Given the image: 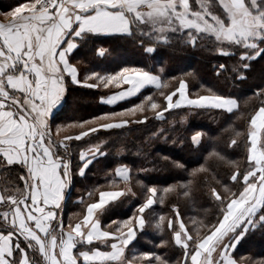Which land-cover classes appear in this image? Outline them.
I'll return each mask as SVG.
<instances>
[{
	"label": "snow or ice",
	"instance_id": "6c2138e0",
	"mask_svg": "<svg viewBox=\"0 0 264 264\" xmlns=\"http://www.w3.org/2000/svg\"><path fill=\"white\" fill-rule=\"evenodd\" d=\"M3 15L8 19L0 22V169L19 171L18 180L23 185L18 183L12 190L0 192V264H41L37 252L43 264H169L153 252L130 258V244L138 230L149 224L146 210L150 212L154 204L164 202V195L156 187L137 180V186L146 187L143 202L126 219L101 224L100 216L116 202L136 195L127 166L121 165L115 171V177L125 182L124 189L97 186L88 195L98 192V199L87 203L81 221L65 226L62 218L58 219L61 202L77 169L84 175L93 161L105 155L101 146L106 142L100 140L81 148L74 165L72 142H83L101 129L143 123L148 119L146 115L136 120L125 117H136L146 108L160 119L163 113L182 107L193 112L232 113L237 101L211 89L207 94L194 93L185 79H179L178 86L160 92L161 103L154 95L145 96L139 104L121 111L57 125L54 138L52 111L65 96L69 83L90 89H120L107 97L108 105L134 97L148 86L158 90L169 87L145 67L124 66L104 74L92 71L81 79L73 52L78 44L99 35L133 37L141 47L148 41L153 45L144 48L148 54L155 46L173 41L192 46L209 42L225 56L239 53L232 71L239 72L243 79V71L250 68L251 62L264 58V0H27ZM97 51L100 56L106 52L103 48ZM225 67L220 64L217 73ZM260 95H264V89L257 93ZM67 127L80 130L61 138L59 134ZM235 135L240 137L241 133ZM202 136L196 131L191 136L192 144L198 146ZM237 144V139H232L228 147ZM245 147L247 165L237 167L230 175L235 190L227 184L222 191L216 186L209 188L216 218L207 223L194 221L205 231H189L173 206L175 217L167 219V228L182 251L177 264H237L233 250L250 232L264 229V102L250 117ZM215 155L225 160L219 153ZM206 171L201 165L189 175ZM118 183L114 178L108 180L112 188ZM215 183L221 185L222 181ZM193 187L190 180L163 192L181 189L190 199ZM80 202L84 203L83 198ZM164 222L165 216L160 215L152 226L162 231ZM245 264H264V260Z\"/></svg>",
	"mask_w": 264,
	"mask_h": 264
},
{
	"label": "trees",
	"instance_id": "16d2710c",
	"mask_svg": "<svg viewBox=\"0 0 264 264\" xmlns=\"http://www.w3.org/2000/svg\"><path fill=\"white\" fill-rule=\"evenodd\" d=\"M23 2L27 0H0V13H6ZM99 45L106 50L102 58L95 55ZM149 45L152 44L145 41L144 47H141L138 39L126 36H95L81 43L73 54V62H79L78 74L81 79L92 71L104 74L124 66L145 67L160 76L162 83L167 82L169 87L159 90L148 87L128 100L109 106L101 103L100 99L116 88L111 89L109 86L105 89L100 86L90 89L69 83L65 96L60 101L62 106L51 117V129L55 125L89 120L94 115L105 112L121 111L149 95H154L156 102L161 103L163 97L160 92H167L178 86L179 79H185L189 90L194 93L207 94V89H211L230 96L236 99L237 108L232 113H227L222 110L193 112L182 107L163 113L160 119L155 116L154 111L146 108L144 113H137L136 117L125 118L136 120L146 115L148 119L143 123H130L119 129H101L84 138L83 142L73 141L74 165L78 163L80 149L88 142L99 143L104 140L106 143L101 147L105 155L93 161L84 175H78L77 169L73 184L65 192L58 219L62 218L64 225L79 221L85 213L87 203L98 199V192L92 197L88 195L97 186L104 190L124 189L125 182L115 177V171L120 165L127 166L136 195H129L116 202L100 216L101 224L108 225L111 220L126 219L143 202L147 194L146 187L137 186V180L148 187H156L159 194L164 195V202L154 204L150 212L146 210L145 218L149 221L157 220L160 215L165 216L164 228L162 231L156 230L149 222L143 230H138L137 237L129 246L130 258L139 257L142 252H153L166 258L169 264H177L182 251L171 240L167 219L174 218L173 206H176L181 218L187 216L193 221L205 223L215 218L216 207L208 194L209 188L216 186L220 190L224 184H232L229 182V175L235 164L230 165L228 161L236 163L242 157L243 148L242 135L237 137L235 133H240L245 127V121L264 102V95L257 96L264 89V58L252 61L250 68L243 71L244 78L240 79V73L232 71L239 53L225 56L218 53L209 42L192 47L190 44L183 45L173 41L166 46H155L154 52L148 54L144 48ZM220 64L226 67L218 74ZM161 68L163 72L160 71ZM187 74H193L195 78ZM79 130L74 128L67 134L73 135ZM196 131L203 133L198 146L191 142V136ZM232 139H237L238 144L228 147ZM216 153L225 157V160H220ZM201 165L206 167V172L189 175ZM1 174H4V179L0 180L2 184L4 182V185L14 188L19 183L22 187L23 182L18 180L19 171L4 169ZM113 178L119 181L116 188L108 185V180ZM190 180L194 185L190 199L184 197L181 189L167 194L163 192L169 186L185 184ZM216 180L222 181V184L216 185ZM81 198L84 203L80 202ZM198 224H188L187 229L193 231ZM161 241L165 243L162 244ZM261 247H264V229L257 228L237 245L233 250V258L241 264L249 260H264V251H258Z\"/></svg>",
	"mask_w": 264,
	"mask_h": 264
},
{
	"label": "rangeland",
	"instance_id": "374dc122",
	"mask_svg": "<svg viewBox=\"0 0 264 264\" xmlns=\"http://www.w3.org/2000/svg\"><path fill=\"white\" fill-rule=\"evenodd\" d=\"M11 11V10H10ZM9 12V11H8ZM110 88L111 89H114V87L113 86H110ZM144 100V98L141 100V101H143ZM141 101H139V102H137L136 104H139ZM62 105H61V103H59L56 107H55V110H57V109H59L60 107H61ZM153 111V110H152ZM139 113V112H138ZM94 116H98V115H94ZM251 116V115H250ZM249 116V117H250ZM92 118V117H91ZM90 118V119H91ZM126 118V117H125ZM250 119V118H249ZM249 119L247 120V121H245V127L243 126V128H242V130L240 131V133H241V135H242V142H243V148H242V157L239 159V160H237L236 161V163H235V166H234V168L232 169V171L230 172V175H231V173L233 172V171H235L236 170V168L237 167H240V168H243V167H245L246 165H247V159H246V147H245V144H246V132H247V129H248V122H249ZM73 124V123H72ZM71 123H69V124H67V125H72ZM56 127H57V125H55L54 127H52V129H53V136H54V138H57V132H56ZM74 128H78V127H67V128H65L60 134H59V136L62 138V136L63 135H65V134H67V132L69 131V130H72V129H74ZM79 132V131H78ZM78 132H76V133H72L73 134V136L74 135H76V134H78ZM195 133V132H194ZM193 133V134H194ZM192 134V135H193ZM68 135V134H67ZM91 144H97L96 142H88L85 146H84V148L85 147H88L89 145H91ZM198 168H200V166L198 167ZM2 171H4V169H0V173L2 172ZM77 174L78 175H80L79 174V171H77ZM229 175V176H230ZM3 180L4 179V174H1L0 175V180ZM229 182H230V184L232 183H234V182H232L231 180H230V177H229ZM232 184L231 185H229V187H233L232 186ZM12 187V186H11ZM10 186H8L7 184L6 185H4V182H3V184H2V182H0V192H3L5 189H8V190H12L13 188H11ZM221 189H223V187H221L220 188V190ZM233 190H235V188L233 187ZM174 214V217H175V212L173 213ZM170 218V217H169ZM215 218H216V216H215ZM215 218L212 220V221H214L215 220ZM146 219V218H145ZM182 220H183V222H184V224H185V227L187 228L188 227V224L190 225H192L193 224V220H192V218H190V217H187V216H184V218H181ZM155 221H156V219H151V220H149V222H150V224L151 225H153L154 223H155ZM68 225V224H67ZM67 225H65V226H67ZM177 227H178V225H177ZM195 228H198L200 231H205L206 229L201 225V224H198V225H195ZM194 228V229H195ZM170 235H171V237H172V233H170ZM171 240H172V238H171ZM173 243H174V241H173ZM175 245V244H174ZM258 251H264V247L262 248L261 247V249H258ZM38 253V252H37ZM36 253V256H37V258L40 260V262H42L43 263V260H42V258L41 257H39V255ZM29 255H32V253L30 252L29 253ZM234 259V258H233ZM235 260V259H234ZM261 261V260H260ZM237 262V261H236ZM237 264H241V263H239V262H237Z\"/></svg>",
	"mask_w": 264,
	"mask_h": 264
},
{
	"label": "crops",
	"instance_id": "0c3cea01",
	"mask_svg": "<svg viewBox=\"0 0 264 264\" xmlns=\"http://www.w3.org/2000/svg\"><path fill=\"white\" fill-rule=\"evenodd\" d=\"M23 3H25V2H23ZM3 14H4V13H0V22H6L7 19H8V17L4 16ZM99 36H101V37H103V36H104V37H105V36H106V37H112L111 35H99ZM99 36H97V37H99ZM79 45H80V44H78V48H79ZM190 45H191V44H190ZM150 46H153V45H149V46H147V47H150ZM191 46H192V45H191ZM192 47H193V46H192ZM100 48L105 49L104 47H102V46L99 45V46L96 48V50H95V55H96L97 57H101V58H102L105 54H104L103 56L98 55V51H97V50L100 49ZM76 50H77V49L74 50L73 54L76 52ZM73 63H74V65L76 64L75 62H73ZM154 75H156V74H154ZM125 87H126V86H125ZM148 87L155 88L154 86H148ZM148 87H146V88H148ZM119 90H120V89H117V88H116L114 91H112V92L109 93L108 95L102 97L103 100H102V98H101V99H100V102L103 103V104L108 105L107 102H106V101H107V97L111 96L112 94H114L115 92H117V91H119ZM142 90H143V89H142ZM131 98H132V97H131ZM128 99H130V98H128ZM128 99H126V100H128ZM124 101H125V100H124ZM120 102H123V101H119V102H117L116 104H118V103H120ZM114 105H115V104H114ZM109 106H112V105H109ZM236 108H237V107H236ZM236 108H235V109H236ZM54 111H55V108H54L53 111H52V115H53ZM120 166H121V165H120ZM120 166H118V167H120ZM118 167H117V168H118ZM117 168H116V169H117ZM61 203H62V202H61ZM85 211H86V210H85ZM81 220H82V218H81L79 221H81ZM79 221H77V222H79ZM75 223H76V222H75ZM75 223H74V224H75ZM37 254H38V253H37ZM38 255H39V254H38Z\"/></svg>",
	"mask_w": 264,
	"mask_h": 264
}]
</instances>
